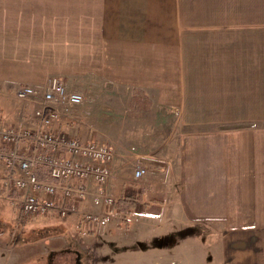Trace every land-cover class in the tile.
I'll return each mask as SVG.
<instances>
[{"label":"crops","instance_id":"1","mask_svg":"<svg viewBox=\"0 0 264 264\" xmlns=\"http://www.w3.org/2000/svg\"><path fill=\"white\" fill-rule=\"evenodd\" d=\"M52 76L91 93L90 128L109 124L110 194L134 186L138 164L150 194L124 216L92 183L82 209L112 211L97 228L46 215L74 234L51 252L59 264H237L235 251L258 252L259 241L264 255V0H0L1 122L31 125L32 108L14 93ZM238 226L263 235L239 238ZM11 234H0V264L32 261L41 245L25 234L5 250Z\"/></svg>","mask_w":264,"mask_h":264},{"label":"built area","instance_id":"2","mask_svg":"<svg viewBox=\"0 0 264 264\" xmlns=\"http://www.w3.org/2000/svg\"><path fill=\"white\" fill-rule=\"evenodd\" d=\"M14 96L32 106L31 125L22 121L5 125L0 116L2 186L7 193L18 194V224L23 227L30 216L45 214L105 223L107 214L81 206L92 193L91 183L99 185L97 193L109 205L114 203L107 188L114 173V147L107 141L63 131V125L80 122L83 114L77 109L86 100L84 94L68 90L63 77L52 76L43 90L22 85ZM148 173V167L138 164L134 177L142 180Z\"/></svg>","mask_w":264,"mask_h":264},{"label":"rangeland","instance_id":"3","mask_svg":"<svg viewBox=\"0 0 264 264\" xmlns=\"http://www.w3.org/2000/svg\"><path fill=\"white\" fill-rule=\"evenodd\" d=\"M28 85V84H25ZM109 87L107 85H103V90H108ZM43 90V89H41ZM98 90V89H97ZM99 91V90H98ZM84 94V96L91 97V93L86 94L84 90L80 91ZM101 92V91H99ZM110 93H114L113 90H110ZM85 97V98H86ZM92 98V97H91ZM87 100V99H86ZM86 100L82 105L78 107V111L84 115L85 109L87 107L85 106ZM97 104H99L98 107L106 104L105 99L103 100L101 97L96 98ZM32 108V106H30ZM106 108V107H104ZM103 108L100 109V116H102ZM88 114V113H87ZM86 114V116H87ZM82 115L80 122H72V125H69L71 127H66V132L70 135H76L80 136L83 139H89V138H95L98 140H107V132H109V124H105L103 127V121L101 120V117L96 121V123H93L94 128H90L87 124L89 121V118L91 117V114L87 116V119ZM86 119V120H85ZM75 124V125H74ZM132 172H134V167H132ZM147 179L138 180L137 178H132L131 183L134 184L130 188H138L143 187L146 183ZM144 182V183H143ZM144 184V185H143ZM0 190V234L2 236H6L7 234L15 233L16 236L13 237V239L4 241V249L11 250L18 246L19 242L23 241V236L26 234L27 237H29V241L34 239L38 242V244L41 245L39 247V252L32 258V261H29V263L25 264H43V255H46V263L48 264L49 261H51V264H59V256L55 255V253H51L52 251L55 252H61L62 249H64L67 246V242L71 236L74 234L71 232L66 233L67 223H65L63 220L55 217H50L44 215V217L41 216V218L37 216H30L27 218L26 223L24 224V228L18 224V208H19V202L15 198H11L10 196L6 195L5 193L1 192ZM115 193L112 194L114 197ZM122 195V194H121ZM121 195H115L117 198H119ZM142 199L146 203L150 202V194L146 195V191L144 192ZM146 207V206H145ZM135 212V211H134ZM133 213V212H131ZM50 215V214H47ZM112 216V214L110 215ZM37 217V218H36ZM65 220V219H64ZM73 220V218H72ZM81 220V219H80ZM71 222L70 226L68 227L70 230L75 231V234L78 235H87V233H83L84 231L87 232V225H93L94 223H89L81 227L78 225V227H72L71 225L74 223L73 221L69 220ZM63 224L64 229L60 230L59 225ZM69 224V222H68ZM76 226V225H75ZM97 228V226H95ZM239 232H237V236L240 238L241 236H244L247 234V236L254 235L256 238L260 240L261 236L263 235L262 229L255 228V227H239ZM80 230V231H78ZM236 234V233H232ZM71 235V236H70ZM55 238L62 239V246L60 247H54L56 245ZM18 242H14V240ZM61 241V240H59ZM260 241L257 243H254L255 249H259L258 252H261V245ZM208 246L204 250L207 251V254L209 253V249H207ZM51 250V251H50ZM245 252L241 253V250L235 251L237 253V264H247L246 260H249V264H264V255H260L258 252H252L251 249L244 250ZM42 252V253H41ZM51 253V254H49ZM241 254V255H240ZM247 255V257H246ZM25 256V255H23ZM71 255L66 256L65 260L71 261ZM26 258V256H25ZM45 258V259H46ZM209 263H211V260H208Z\"/></svg>","mask_w":264,"mask_h":264},{"label":"trees","instance_id":"4","mask_svg":"<svg viewBox=\"0 0 264 264\" xmlns=\"http://www.w3.org/2000/svg\"><path fill=\"white\" fill-rule=\"evenodd\" d=\"M130 187L126 188L113 203V207L117 212L126 215L133 211H141L146 205V202L142 199L145 189L141 186L138 188Z\"/></svg>","mask_w":264,"mask_h":264}]
</instances>
